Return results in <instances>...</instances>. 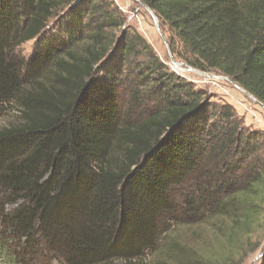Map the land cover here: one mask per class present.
I'll return each instance as SVG.
<instances>
[{"label": "trees", "instance_id": "1", "mask_svg": "<svg viewBox=\"0 0 264 264\" xmlns=\"http://www.w3.org/2000/svg\"><path fill=\"white\" fill-rule=\"evenodd\" d=\"M136 2L168 32L174 59L264 106V0ZM62 10L65 29L28 62L16 54ZM124 25L106 0H0V116L18 115L0 127L4 264H156L146 257L172 225L223 217L229 238L254 226L264 132Z\"/></svg>", "mask_w": 264, "mask_h": 264}, {"label": "rangeland", "instance_id": "2", "mask_svg": "<svg viewBox=\"0 0 264 264\" xmlns=\"http://www.w3.org/2000/svg\"><path fill=\"white\" fill-rule=\"evenodd\" d=\"M121 11L125 25L135 30L155 55L163 61L170 71L191 82L194 89L203 92L210 102L232 107L243 127L253 131L264 132V108L245 92L223 79L216 71L178 73L169 64L166 48L155 28L148 12L134 0H106ZM67 10H62L57 17L51 19L43 34L34 40L22 44L16 54L28 62L45 39L57 35L59 29H65ZM160 27V26H159ZM168 40L166 30L160 28ZM186 66L182 60L176 59ZM101 75H96L99 78ZM0 127L18 120V115L1 112ZM255 224L249 233L237 232L229 238V221L223 217H209L206 221L190 225H172L169 238L158 247V251L148 254L147 263L156 264H262L264 258V202L259 213L254 217ZM181 247L182 251L175 248ZM0 264H4L0 259Z\"/></svg>", "mask_w": 264, "mask_h": 264}, {"label": "water", "instance_id": "3", "mask_svg": "<svg viewBox=\"0 0 264 264\" xmlns=\"http://www.w3.org/2000/svg\"><path fill=\"white\" fill-rule=\"evenodd\" d=\"M134 1H137V0H134ZM140 4V6L144 9V10H146V12H148V14H150V16H151V18H152V20H153V22H154V24H155V28H156V30H157V32H158V34H159V36H160V38H161V40H162V42H163V44H164V46H165V48H166V52H167V54H168V59H169V64H170V66L172 67V69L174 70V71H176V72H178V73H184V72H197V71H195L194 69H192V68H190V67H187V66H185V65H183L182 63H179V62H177L175 59H174V57H173V55H172V53H171V51H170V47H169V44H168V41H167V39L164 37V35L161 33V31H160V25H159V21H158V18H157V16L154 14V12L150 9V8H148L147 6H145L144 4H141V3H139ZM202 73V72H201ZM203 75H205V76H208V77H212V76H210V75H207V74H205V73H202ZM223 79H225L226 81H228L230 84H232L233 86H235V87H237V88H239L240 90H242L243 92H245L250 98H252V99H254L250 94H248L246 91H244L242 88H240L236 83H234L233 81H231L230 79H228L227 77H223ZM255 100V99H254ZM256 101V100H255ZM257 102V101H256ZM259 105H261L263 108H264V106L262 105V104H260L259 102H257Z\"/></svg>", "mask_w": 264, "mask_h": 264}, {"label": "bare ground", "instance_id": "4", "mask_svg": "<svg viewBox=\"0 0 264 264\" xmlns=\"http://www.w3.org/2000/svg\"><path fill=\"white\" fill-rule=\"evenodd\" d=\"M242 91V90H241Z\"/></svg>", "mask_w": 264, "mask_h": 264}]
</instances>
